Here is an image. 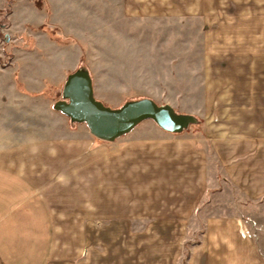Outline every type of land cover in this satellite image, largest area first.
I'll return each instance as SVG.
<instances>
[{
	"label": "rangeland",
	"instance_id": "rangeland-1",
	"mask_svg": "<svg viewBox=\"0 0 264 264\" xmlns=\"http://www.w3.org/2000/svg\"><path fill=\"white\" fill-rule=\"evenodd\" d=\"M190 1L0 0V164L32 179L50 201L58 223L56 264H200L198 254H190L191 243L199 242L197 234L177 261L174 246L142 235L137 222L129 235L107 229L108 181L153 179L156 151L150 139L162 129L146 119L105 141L53 106L64 100L67 75L83 69L94 98L104 106L120 108L143 98L169 105L175 113L195 118L182 132L204 142L207 124L233 122L217 120L219 108L209 111V97L219 93L208 92L212 78L215 85L230 88L226 99L239 108L228 111L263 123L264 0H249L258 3V12L251 21L240 22L250 31L235 39L248 43L229 47L259 53L251 58L228 56L224 47L213 51L204 36L214 25L186 13L184 5ZM245 1L223 2L246 8L252 4ZM170 5L177 13L163 9ZM95 192L98 198L92 201ZM130 203L134 216L139 200L131 198ZM95 208L98 215L91 217ZM80 212L82 237L76 231ZM256 253L264 260L259 248Z\"/></svg>",
	"mask_w": 264,
	"mask_h": 264
},
{
	"label": "crops",
	"instance_id": "crops-1",
	"mask_svg": "<svg viewBox=\"0 0 264 264\" xmlns=\"http://www.w3.org/2000/svg\"><path fill=\"white\" fill-rule=\"evenodd\" d=\"M215 1L193 0L184 5L186 13L201 15L205 22H212L210 26L214 25L204 36L205 42L215 47L213 51L228 48V56H258L240 47L229 48L231 44L248 43L235 38L250 31L240 27V22L252 20L258 3L247 0L250 6L255 5L253 10L248 4L247 8L225 4L229 0L212 5ZM170 6L163 9L177 13L172 9L176 6ZM255 17L260 18L257 14ZM214 83L209 78V94L219 90L218 98L216 94L209 97V111L219 108L222 111L217 120L233 122L207 124L204 142L182 131L157 128L156 137L150 139L156 151L154 180L108 181L107 229L113 235H129L132 222H137L142 235L164 238L174 246L177 261L187 242L191 243L197 234L199 242L191 243L190 254L193 258L197 253L200 264H264L256 253L259 248L264 255V121L241 120L237 111H228L239 108L226 99L230 88ZM223 97L226 104L222 103ZM162 157L166 158L163 167L157 166L163 162ZM94 198H98L97 192L92 194V201ZM131 198L139 200L134 216L130 212ZM95 211L91 209V217L98 215V209ZM80 213V231H76L82 237ZM57 225L50 201L32 179L0 164V264H56Z\"/></svg>",
	"mask_w": 264,
	"mask_h": 264
},
{
	"label": "water",
	"instance_id": "water-1",
	"mask_svg": "<svg viewBox=\"0 0 264 264\" xmlns=\"http://www.w3.org/2000/svg\"><path fill=\"white\" fill-rule=\"evenodd\" d=\"M62 97L64 100L56 101L54 108L72 121L86 123L93 136L105 141H113L146 119L172 133L195 121L191 115L177 114L169 105H158L148 98L130 100L115 109L104 106L94 98L90 77L83 69L67 75Z\"/></svg>",
	"mask_w": 264,
	"mask_h": 264
}]
</instances>
